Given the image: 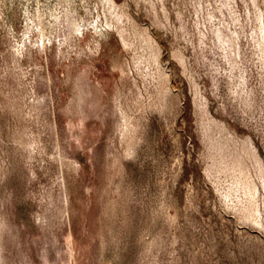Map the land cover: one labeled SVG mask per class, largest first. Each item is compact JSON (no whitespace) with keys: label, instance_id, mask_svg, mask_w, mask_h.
<instances>
[{"label":"rangeland","instance_id":"374dc122","mask_svg":"<svg viewBox=\"0 0 264 264\" xmlns=\"http://www.w3.org/2000/svg\"><path fill=\"white\" fill-rule=\"evenodd\" d=\"M0 264H264V0H0Z\"/></svg>","mask_w":264,"mask_h":264}]
</instances>
